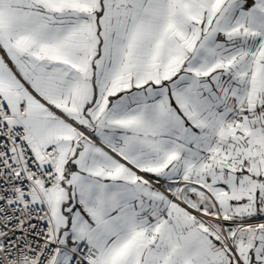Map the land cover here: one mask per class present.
<instances>
[{
  "label": "snow or ice",
  "instance_id": "6c2138e0",
  "mask_svg": "<svg viewBox=\"0 0 264 264\" xmlns=\"http://www.w3.org/2000/svg\"><path fill=\"white\" fill-rule=\"evenodd\" d=\"M0 264H264V0H0Z\"/></svg>",
  "mask_w": 264,
  "mask_h": 264
}]
</instances>
